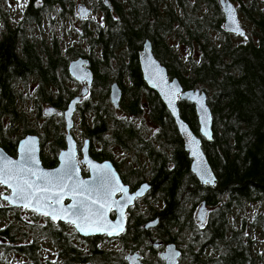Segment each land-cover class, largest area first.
<instances>
[{
  "label": "trees",
  "instance_id": "16d2710c",
  "mask_svg": "<svg viewBox=\"0 0 264 264\" xmlns=\"http://www.w3.org/2000/svg\"><path fill=\"white\" fill-rule=\"evenodd\" d=\"M102 1L105 13L101 22L97 21L94 28L85 25L81 33L88 41V52L74 46H68L65 52L57 39L32 40L23 27L30 21L40 22L41 12L57 5L62 8L63 17L74 13L73 0H32L22 27L2 30L1 145L15 155L22 136L37 134L29 127V114L19 103V97L24 100L20 83L27 84L31 78L37 82L32 96L37 121L43 118V105H53L63 112L71 98L79 94L78 88L70 84L76 81L68 71L69 62L89 57L94 83L78 111L92 154H108L106 136L112 127L113 142L137 155H147L154 175V192L162 205L161 222L167 232L180 235L188 243L187 252L194 258L189 264H257L251 240L242 228L231 224L229 214L236 207L264 201V0H233L240 15L251 24V35L244 38L225 31L218 0H109L111 8ZM39 2L41 5L35 8ZM173 36L189 49L186 62L169 42ZM147 40L155 56L167 67L170 78L177 77L184 89L200 88L208 95L214 138L208 142L201 137L217 176L214 186L202 185L192 172L191 158L174 118L159 94L144 80L139 51ZM113 82H118L123 91L122 109L139 117L147 114L157 125L155 137L146 138L140 128L138 135L132 126L123 123L124 119H117L110 100ZM179 104L181 116L199 134L195 106L189 101ZM87 114H92L90 121H86ZM64 126L61 115L48 117L41 125L42 146L48 144L52 153L42 156L45 166H54L57 154L66 146ZM204 201L213 211L206 227L195 229V209ZM5 215L7 209L0 207V221ZM0 235L14 241L17 230L9 225L0 230ZM126 243L135 244L130 236ZM92 244L99 254L97 242ZM17 248L32 264H55L44 261L36 240ZM64 248L71 258L81 256L68 253L66 245Z\"/></svg>",
  "mask_w": 264,
  "mask_h": 264
},
{
  "label": "water",
  "instance_id": "95a60500",
  "mask_svg": "<svg viewBox=\"0 0 264 264\" xmlns=\"http://www.w3.org/2000/svg\"><path fill=\"white\" fill-rule=\"evenodd\" d=\"M224 13V29L228 33L246 36L236 3L233 0H219ZM81 18H88L91 8L85 3L77 6ZM139 61L144 80L149 88L157 92L170 111L181 134L184 147L191 158V170L201 184L215 185L217 176L203 150V139L212 142L214 138V121L208 104V95L200 88L184 89L181 81L170 78L167 67L155 56L153 46L147 40L139 51ZM70 75L83 86L80 93L74 96L63 112L66 129V147L58 154L59 165L48 168L42 161V147L39 135L29 133L18 141L17 156L10 155L0 143V184L6 186L11 193L3 196L12 207L30 208L38 213L49 215L55 220L72 221L83 236L104 235L116 237L124 233L127 220V208L148 190L142 186L131 194L122 183L119 173L111 161H97L89 152V140L84 142L82 152L83 163L89 165L91 176L83 178L81 166L77 159L78 144L73 128L75 112L82 98L87 96L93 84L95 74L90 67V59L79 57L73 59L68 66ZM123 91L118 82L110 86V99L113 105L119 106ZM191 102L196 109L199 134L186 122L180 113L179 101ZM47 116L59 114L60 110L53 105L43 109ZM200 135V136H199ZM202 136V137H201ZM123 190L121 198L115 194ZM72 199L65 204V199ZM116 209L117 217L111 220L109 212ZM204 203L199 212L198 220L205 221L207 216ZM179 251L174 245L169 246L163 254L167 264H177ZM130 261L136 254L128 255Z\"/></svg>",
  "mask_w": 264,
  "mask_h": 264
},
{
  "label": "flooded vegetation",
  "instance_id": "af4514ba",
  "mask_svg": "<svg viewBox=\"0 0 264 264\" xmlns=\"http://www.w3.org/2000/svg\"><path fill=\"white\" fill-rule=\"evenodd\" d=\"M1 1L2 0H0V2ZM94 1H95L94 7L99 10L103 18V13H105L104 10L101 9V5L103 6L104 4L103 1L102 0H94ZM31 2L32 0H28L26 7L22 13L21 22L19 23V25L10 26V24H8L7 22L5 24L6 28L22 27V24L24 23L23 20L25 19L27 10L32 4ZM40 5L41 3L39 2V4L36 3L34 7L38 8V6ZM105 5L108 8L112 7L109 0L108 3H105ZM89 7L91 6L89 5ZM55 10H59L60 13L59 15L63 16L62 8L59 5H57V7H54L52 10H45L41 12L40 22L43 20L45 12H51ZM94 10L95 9L92 8L93 13ZM1 11L2 9L0 8V13ZM96 21L99 20L97 19ZM29 23H35V21H30ZM29 23H25V25ZM25 25H23L24 28H26ZM1 37H2V33L0 39ZM90 67H91V61H90ZM79 84L81 89L83 85L81 83ZM180 101H185V100L180 99ZM122 103H123V96L119 106H114L115 109L114 113L117 119L118 118L124 119L123 123L127 122L130 126H132V128L135 130V132L138 135H139V128L143 130V134L145 135V137L148 136L146 138L155 137L157 135V132H155V130L158 131L156 124L153 123L155 127L150 128L152 134L149 133V126L139 125V114L124 111L121 107ZM118 113L121 115L120 117L117 116ZM61 116L64 117V115L62 114ZM142 116L143 115H141L140 117ZM110 125L113 126L112 121L110 122ZM112 131L113 128L110 127L106 136V138L108 139L106 146L109 151L108 154L106 153L103 156H97L95 154H92L91 141L89 138L85 137V133L83 135L82 133L83 131L82 132L80 131L82 138L76 137L78 144L77 159L81 166L82 177L89 178L91 176L89 165L87 163H83L84 154L82 152V147L84 145V142L86 140H89L90 143L89 152L90 155L93 157V159L100 162L105 160L111 161L115 166L116 171L119 173L122 183L128 187V190L131 194L136 193L144 185H148L149 187L148 190L145 192L143 196L136 197L134 203L127 208L126 216H125L127 220V224L125 231L124 233L116 237H109L107 234L83 236L79 233V231L77 230V228L75 227L72 221H66L62 219L55 220L49 215L38 214L35 211L26 209L28 211L34 212L37 215L36 218L44 219L43 222L45 221L43 226L39 227V232L44 237V243L46 245L47 251L48 252L51 251V252L48 258L46 259L43 258L44 261L45 262L47 261V263L49 261L52 263L55 262V264H167V260L164 258L163 254L167 251L169 246L171 247V245H174L176 250L180 252L177 258V264H187V263L189 264L190 262L193 263L194 258L187 252L188 243L186 242L185 244L184 239L181 238L180 235L177 236L176 234L167 232L166 230L167 228H165L163 222H161V218H160L161 207H159V205L161 204L159 202L160 200L157 193L154 192V185H153L154 175L151 174L152 172L151 162L146 161L147 155L145 154L137 155L135 152L130 151L129 148H126L124 146L119 145L116 142H113ZM58 154L56 156L57 157L56 164L54 166H46V167L53 168L59 165ZM13 156H17V154ZM143 164H146L147 168L145 169L140 168L141 165ZM137 166H139V168ZM3 189L5 190L6 193L0 195V200L6 201L3 198V196L9 194L10 190L5 186ZM123 193L124 191L120 190L115 194V198L116 199L121 198ZM71 201L72 199L66 198L65 204H69L71 203ZM6 203L8 202L6 201ZM204 203L206 204V209L208 210L207 216L205 221H200L198 220V212ZM219 203H222V199L220 200ZM8 206L11 207L9 203ZM212 211H213V207L207 206V203L205 201L196 207L194 214V218L197 219L195 220V229L197 228L204 229L206 227L209 221V217L211 215L210 213ZM109 216L111 220H115L117 217L116 209L111 208L109 212ZM36 225L37 222L33 220L32 226L35 227ZM56 236L60 240H57ZM129 236L135 242L133 246L128 245L126 243L127 237ZM93 242H97L98 245V246L96 245L97 249L101 251L99 254L95 253L94 250L92 249V246L94 245L92 244ZM102 242L109 243L110 244L109 249L107 247L105 248L104 246H102ZM113 244H119L122 247V249L121 250L115 249ZM64 245H66V247L68 248V253L77 252L80 253L81 256L75 258L69 257L68 254L66 255L64 252L65 249ZM42 247L43 246L41 245V248ZM73 248H75V250H73ZM130 254H136V258L133 261H130V259L128 258V255ZM184 260L187 263H185Z\"/></svg>",
  "mask_w": 264,
  "mask_h": 264
},
{
  "label": "rangeland",
  "instance_id": "374dc122",
  "mask_svg": "<svg viewBox=\"0 0 264 264\" xmlns=\"http://www.w3.org/2000/svg\"><path fill=\"white\" fill-rule=\"evenodd\" d=\"M27 2L28 0H2L0 2L2 9L0 13V36L2 30L6 28L5 24L7 22L8 24H10V26L19 25V23L21 22L22 13L26 7ZM73 2L75 10L74 13L66 14L63 17L59 15V10L45 12L43 20L40 23L35 22L26 24V33L28 34V36H30L32 40L57 39L61 46H63V50L65 52L68 46L80 47L82 49H86V52H88V41L87 39L82 37L81 33L85 25L94 28L95 23H98L96 21L97 19L101 22L102 14L97 8L94 7V0H73ZM80 2H86L95 9L89 20L80 19L78 14L76 13V5ZM240 19L244 27L248 31L247 35H251L250 22L246 21L242 15H240ZM239 38L244 37L239 36ZM169 42L177 47L181 55L185 58L184 61L186 62L189 49H187L183 44L179 43V40L174 36L169 38ZM27 84L24 82L20 83V85L24 87V100H22V96L19 97V103L22 109L26 110L29 114V117L27 119L28 123L30 124L29 127L36 130L37 135L39 134V136H41V125L46 121V118H48V116L43 113V118H40L38 121L36 120V115L38 114V112L32 96L36 92L35 89L37 88V82L34 78H31L30 80H28ZM70 84L73 88H78L79 91V83L71 81ZM44 106L46 105H43V107ZM88 114L86 121L91 120L92 114ZM117 116L120 117L121 115L118 113ZM74 119L76 122V126L73 129V132H75L74 134L76 135V137L82 138L80 131H83L84 126L83 117L79 111H77ZM6 125H9L8 120H6ZM139 125L149 126V133H151L150 128L155 127L154 124L151 123L150 118L147 114L139 117ZM18 128H21V126H19ZM17 132L21 134L19 129L17 130ZM155 132L157 131L155 130ZM47 145L48 144H45L43 146L42 156L52 154L50 151V147ZM3 188L4 186L0 187V195L6 193ZM0 207L7 209V215H5L2 218L3 220L0 221V230L9 225L17 230V235L15 238L16 240L14 241L0 235V264H32L30 259L26 255L20 253L17 247L25 246L26 244L31 243L35 240L43 246L41 248L42 257L45 259L48 258L51 251H47L46 245L44 243V237L39 232V227L43 226V224L45 223V221L43 222L44 219L36 218L37 215L34 212L28 211L26 209L20 208L15 210L16 208L9 207L8 203H6V201L4 200H0ZM159 207H161V205H159ZM229 216L231 224L236 228H242L244 234L251 240V248L258 258L257 264H264V201L250 203L243 208L236 207L235 210L229 214ZM33 220L37 222V225L35 227L32 226ZM189 236L190 234H188L187 238H189ZM247 237L245 239H247ZM113 245L117 250L122 249L119 244ZM102 246L109 249L110 244L102 242ZM185 263L187 262L185 261Z\"/></svg>",
  "mask_w": 264,
  "mask_h": 264
}]
</instances>
